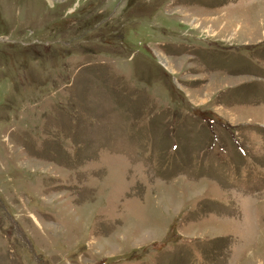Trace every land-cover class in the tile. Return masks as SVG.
<instances>
[{"label": "rangeland", "instance_id": "1", "mask_svg": "<svg viewBox=\"0 0 264 264\" xmlns=\"http://www.w3.org/2000/svg\"><path fill=\"white\" fill-rule=\"evenodd\" d=\"M0 264H264V0H0Z\"/></svg>", "mask_w": 264, "mask_h": 264}]
</instances>
